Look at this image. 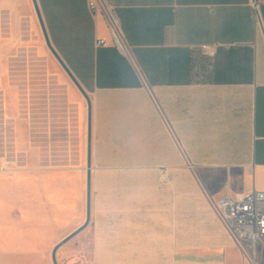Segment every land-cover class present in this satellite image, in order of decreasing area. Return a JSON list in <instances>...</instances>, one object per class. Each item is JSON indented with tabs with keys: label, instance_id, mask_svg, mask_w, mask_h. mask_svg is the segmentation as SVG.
I'll return each instance as SVG.
<instances>
[{
	"label": "crops",
	"instance_id": "crops-1",
	"mask_svg": "<svg viewBox=\"0 0 264 264\" xmlns=\"http://www.w3.org/2000/svg\"><path fill=\"white\" fill-rule=\"evenodd\" d=\"M89 2L37 0L92 104L89 264H243L211 200L264 192V0H106L126 52ZM50 56L33 1L0 0V181L41 166L46 70L77 105L87 181V102Z\"/></svg>",
	"mask_w": 264,
	"mask_h": 264
},
{
	"label": "rangeland",
	"instance_id": "rangeland-1",
	"mask_svg": "<svg viewBox=\"0 0 264 264\" xmlns=\"http://www.w3.org/2000/svg\"><path fill=\"white\" fill-rule=\"evenodd\" d=\"M50 57L58 64L54 56ZM38 61L47 65L45 58ZM61 71L65 72L62 67ZM41 80L49 85L45 88L48 96L40 105L45 124L42 162L38 168L17 167L16 175L0 181V264H52L54 246L86 218L85 142L79 134L77 105L68 103L63 84L49 71L42 72ZM58 107L72 135L60 157L53 153L49 136ZM26 158L15 159L23 165ZM91 250L92 235L86 228L59 250L58 262L89 264Z\"/></svg>",
	"mask_w": 264,
	"mask_h": 264
},
{
	"label": "built area",
	"instance_id": "built-area-1",
	"mask_svg": "<svg viewBox=\"0 0 264 264\" xmlns=\"http://www.w3.org/2000/svg\"><path fill=\"white\" fill-rule=\"evenodd\" d=\"M261 1L253 0V7L257 9ZM89 5L92 11L101 9L104 12L114 43L126 52L123 32L114 9L106 0H90ZM104 43L103 40L99 42L100 45ZM10 167V161H3L0 171H9ZM211 203L241 252L243 264H263L264 192L253 190L236 195L227 194L218 201L211 200Z\"/></svg>",
	"mask_w": 264,
	"mask_h": 264
},
{
	"label": "water",
	"instance_id": "water-1",
	"mask_svg": "<svg viewBox=\"0 0 264 264\" xmlns=\"http://www.w3.org/2000/svg\"><path fill=\"white\" fill-rule=\"evenodd\" d=\"M35 11L41 26V29L43 31L45 43L53 56L56 58L58 63L61 65L65 73L68 75V77L71 79V81L74 83V85L77 87V89L80 91V93L83 95L87 102L88 106V131H87V181H86V218L84 223L76 228L74 231H72L70 234H68L66 237L61 239L53 248L51 252V261L52 264H59L58 262V252L59 250L67 244L70 240L75 238L78 234H80L82 231H84L91 222V196H92V185H91V121H92V104L91 99L87 92L83 89L79 81L76 79V77L73 75L67 64L64 62L62 57L57 54L55 48L53 47L49 36L47 34V30L37 3V0H32Z\"/></svg>",
	"mask_w": 264,
	"mask_h": 264
}]
</instances>
